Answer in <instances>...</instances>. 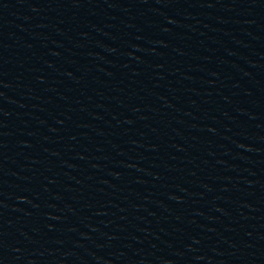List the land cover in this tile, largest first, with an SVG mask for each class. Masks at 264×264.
<instances>
[{"label": "water", "instance_id": "1", "mask_svg": "<svg viewBox=\"0 0 264 264\" xmlns=\"http://www.w3.org/2000/svg\"><path fill=\"white\" fill-rule=\"evenodd\" d=\"M0 264H264V0H0Z\"/></svg>", "mask_w": 264, "mask_h": 264}]
</instances>
